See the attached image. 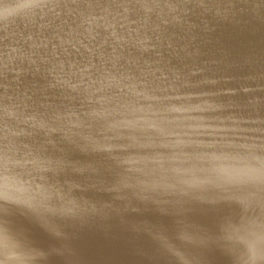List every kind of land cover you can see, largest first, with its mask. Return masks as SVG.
Segmentation results:
<instances>
[{
    "label": "water",
    "instance_id": "water-1",
    "mask_svg": "<svg viewBox=\"0 0 264 264\" xmlns=\"http://www.w3.org/2000/svg\"><path fill=\"white\" fill-rule=\"evenodd\" d=\"M0 264H264V0H0Z\"/></svg>",
    "mask_w": 264,
    "mask_h": 264
}]
</instances>
